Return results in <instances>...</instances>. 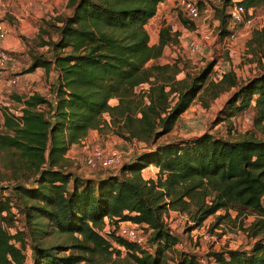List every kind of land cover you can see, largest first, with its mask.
Returning <instances> with one entry per match:
<instances>
[{
  "label": "trees",
  "instance_id": "obj_1",
  "mask_svg": "<svg viewBox=\"0 0 264 264\" xmlns=\"http://www.w3.org/2000/svg\"><path fill=\"white\" fill-rule=\"evenodd\" d=\"M162 1L67 0L66 10L55 15L58 37L43 41L51 56L31 54L23 71L57 70L53 97L15 95L23 104L17 114L0 106V160L13 178L11 184H0V264H77L89 260L87 252L121 264H168L164 252L175 250L180 240L165 223L169 210L186 212L193 221L189 228L219 210L217 220L231 211L237 217L254 214L245 228L256 238L249 250L226 248L212 251L209 258L214 264H264V139L254 134L230 139L205 131L157 142L194 100L208 107L232 89L224 118L252 108L253 123L264 122V26L253 29L247 40L262 67L247 80L240 81L231 68L213 77V60L179 77V59L158 61L167 45L179 43V30L163 19L157 41L150 42L147 25ZM219 1L214 16L226 35L225 10L232 0ZM239 2L246 8L264 5V0ZM178 21L194 28L181 13ZM103 126L113 127L125 141L144 143L145 149L123 162L119 172L100 175L95 170L99 176L83 177L66 166V153ZM149 165L158 168L156 177H144ZM17 214L24 225L11 231ZM106 218L110 225L120 220L145 224L152 249L114 229L103 234ZM44 225L67 241L43 244L38 235L50 232ZM26 238L32 263L26 260ZM199 259L177 250L173 264H199Z\"/></svg>",
  "mask_w": 264,
  "mask_h": 264
},
{
  "label": "rangeland",
  "instance_id": "obj_2",
  "mask_svg": "<svg viewBox=\"0 0 264 264\" xmlns=\"http://www.w3.org/2000/svg\"><path fill=\"white\" fill-rule=\"evenodd\" d=\"M210 6L214 12V6L220 4L219 0H208ZM15 7L10 6L6 0H0V20H3L7 25L12 28V24L17 21L15 15L11 12ZM182 13L175 2L170 6V12L168 16L161 17L160 15L153 16L152 20L148 23V31L150 39L155 36L156 26L161 25V21L165 19L176 25V29L179 30L181 36L179 43L172 44L171 50L167 51V46L164 49L163 56L158 59L159 62H165L170 59L177 58L180 61L182 71L178 74L179 77L185 75V73H195L204 67L209 61H215L212 70V76L218 77L219 74L228 69H234L240 81H245L249 77L259 72L260 65L256 59V55L253 54L251 49L247 45L252 29H238L237 37L234 41L229 42L225 40V31L219 26V19L216 21L214 14H210L206 19L195 20L194 28L189 29L178 21V14ZM255 16L264 14V8L261 10L253 9ZM55 15H51L48 18H41L38 20V25H34L33 30H25L23 33H18L21 41L20 46L9 50L13 53L18 61V65L12 71L6 73L4 78V84L1 87L0 105H9L12 108L18 106L17 103L11 104V101H16L15 95H28L32 92H39L43 95L51 97L53 94L52 79H49V73L46 74L42 68H36L29 74H25L23 71L28 66L31 54L41 53L45 57H50L51 53L48 50L47 44H43V41H54L58 37V33L53 25ZM186 17V16H185ZM168 18V20H167ZM187 18V17H186ZM180 27V29L178 28ZM160 28V27H159ZM196 40L200 43V48L195 53H190L187 49V42L190 40ZM174 46V47H173ZM262 68V67H261ZM17 74L19 80L15 85H11L7 82V78L11 75ZM23 87V88H21ZM223 92L219 97L213 100L208 107L202 106L198 100H194L186 111H184L175 122L173 128L168 133L158 138L157 142H166L179 140L181 138H188L195 135H199L205 131L212 133L215 136L227 137L230 139H237L243 137L246 134H254L256 137L264 139V122L261 124L253 123V110L252 108L237 114L231 120L224 118L228 113V106L226 101L230 97L232 91ZM116 100H111L114 103ZM108 115L106 114V117ZM98 131V130H97ZM99 137L95 136L91 144H88V150L97 144L105 147L116 148L122 153V160L125 162L128 159L136 157L143 149L145 144L142 142L132 143L127 142L119 137L111 126H103ZM75 146L69 147V155L76 156L77 151ZM86 150V148H85ZM87 151V150H86ZM137 153L136 155H134ZM134 155V156H133ZM68 161L66 166L74 167L75 171L83 177H87L92 174L91 169L84 165H77L79 162L71 157H67ZM0 160V184H11L13 178H8L10 174L9 169H5ZM86 173H85V172ZM146 177H151L147 170L142 171ZM157 173H154V177ZM16 198V197H15ZM20 206L21 201L18 200ZM14 211H16L14 209ZM222 214L223 210L217 211L215 214L209 215L201 225L196 229L191 230L187 227V222H182L177 217V214L165 212L164 220L169 228L177 233L180 237L179 242L175 246V250L172 247L166 248L164 254L165 258L169 260L168 264H173L175 257L177 256V250H186L197 254L200 258L206 261V264H214L209 258V254L212 251H217L226 248H240L249 250L255 239L246 233L245 228L255 218L254 214H247L241 216H235V213L231 211V216H225L220 220H217V215ZM23 216H16L14 226L15 228L23 227ZM46 231H50L51 228L44 225ZM208 231L212 234L211 237H203V233ZM239 231V234L234 235ZM41 235V236H40ZM42 237V243L45 245H56L65 243L67 237L59 234L56 230L47 232V234H39ZM27 244L25 248L26 260L28 263H32L30 254V241L26 238ZM152 249V248H151ZM67 250L66 252H69ZM89 260H83L77 264H121L120 261H101L103 258L98 255H91L90 253L84 254ZM112 257H114L112 255Z\"/></svg>",
  "mask_w": 264,
  "mask_h": 264
},
{
  "label": "built area",
  "instance_id": "obj_3",
  "mask_svg": "<svg viewBox=\"0 0 264 264\" xmlns=\"http://www.w3.org/2000/svg\"><path fill=\"white\" fill-rule=\"evenodd\" d=\"M239 1L240 0H232L227 5L225 10L228 19L227 29H229V33L225 35L227 44L236 39L238 29L250 28L253 30L264 26V24L259 21L257 16L254 15L253 7L246 8ZM174 2L176 6L180 8L184 16L188 17L192 21L200 18L206 19L213 12L208 0H174ZM171 26L173 29H176V25L171 23ZM9 34L10 26L7 25L3 20H0V42L4 40ZM199 48L200 43L198 41L190 39L187 42V49L190 53L197 52ZM17 65L18 61L16 57L9 53V50L0 45V80L4 81L6 73L12 71L17 67ZM18 80L19 76L17 74L11 75L9 78H7V82L11 85H15ZM15 103L18 104V106L15 108L10 107L9 105L7 106H9L10 109L17 114L19 113V109L23 104L17 100L11 101V104ZM38 108L41 109L43 106L38 105ZM135 143L136 142H134V144ZM85 148L87 151L83 162L87 168L91 169L92 173L95 170H98L97 172L100 173V175L119 172L120 167L124 162L122 160V153L120 150L112 147H105L100 144L92 146L89 150L88 144H85ZM169 212L177 214V217L180 221L187 222L188 228L193 225V221L190 220L186 212H181L178 210H169ZM196 227L197 226L190 229L194 230ZM109 229H114L117 235L135 242L142 248H152L148 242V232L145 230V224L133 222L131 220H120L116 223V225H110L107 220L105 228L101 232L105 234ZM237 234H239V231L234 233V235ZM211 236L212 234H210L208 231L203 233V237L205 238H209ZM199 264H206V261L200 258Z\"/></svg>",
  "mask_w": 264,
  "mask_h": 264
},
{
  "label": "crops",
  "instance_id": "obj_4",
  "mask_svg": "<svg viewBox=\"0 0 264 264\" xmlns=\"http://www.w3.org/2000/svg\"><path fill=\"white\" fill-rule=\"evenodd\" d=\"M6 1H7V3L10 4V6L15 5L16 8H14L11 12L17 18V21L12 24V28L10 27V34L4 40H2L0 42V45L3 46L4 48H6L7 50H12V49H15V48L20 46L21 41L19 39L18 33L19 34L23 33L27 29L33 30L34 25L37 26L38 20H41V18H48L51 15H56L62 11H65L66 10V2H67V0H6ZM173 3H174V0H165V1L160 2L158 4L157 12L154 15V17L157 15H160L163 18L168 16V14L170 12V6ZM262 8H264V5L260 6V7H256L254 9L257 11V10H261ZM212 14H214V12H212ZM257 18L259 19V21H261L264 24V14L257 16ZM215 19H216V21L218 20L216 17H215ZM151 20H152V18H151ZM167 20H168V18H167ZM197 20H199V19H197ZM159 27H160V24H158L156 26L155 36L150 39L151 43H155L157 41ZM147 28H148V26H147ZM178 28L180 29L179 26H178ZM180 37L181 36H179V38ZM169 49L171 50V46L167 45V51ZM29 73H31V72H27L25 74H29ZM48 73H49L48 74L49 79H52L56 76V78L52 80V88H54V84L57 81L58 72L54 68H51ZM3 84H4V81L0 80V85L2 86ZM21 88H23V87H21ZM0 91H1V87H0ZM1 96L2 95L0 93V97ZM52 97H53V94L49 98H52ZM99 135H100V133L97 131V129L90 130L87 133V135L79 143H73L70 146L71 149L74 146L76 147L75 150L77 151V155L76 156L69 155V152H68L69 149H68V151L66 153V157H71L72 159H75L74 164L77 163L75 161H76V159H78L79 162L77 163V165H79V164L81 165V163L84 161V157L86 154L85 144H91L92 140L95 139V136L99 137ZM136 154L137 153H135L134 155H136ZM144 170H147L150 174H152L151 177H154V173L157 172L158 168L155 165H149ZM96 176H99V174H93L92 173V174L88 175L87 177H96ZM144 177H146V176L144 175ZM170 213H173V212H170Z\"/></svg>",
  "mask_w": 264,
  "mask_h": 264
}]
</instances>
